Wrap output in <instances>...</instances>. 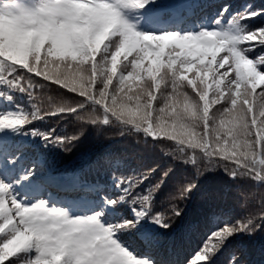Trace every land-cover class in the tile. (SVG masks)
<instances>
[{
  "label": "snow or ice",
  "instance_id": "snow-or-ice-1",
  "mask_svg": "<svg viewBox=\"0 0 264 264\" xmlns=\"http://www.w3.org/2000/svg\"><path fill=\"white\" fill-rule=\"evenodd\" d=\"M0 264H264V0H0Z\"/></svg>",
  "mask_w": 264,
  "mask_h": 264
},
{
  "label": "trees",
  "instance_id": "trees-1",
  "mask_svg": "<svg viewBox=\"0 0 264 264\" xmlns=\"http://www.w3.org/2000/svg\"><path fill=\"white\" fill-rule=\"evenodd\" d=\"M46 125H40L41 128L45 127ZM68 128L69 132L72 131V128L69 127V125H61V129L63 128ZM109 136L111 137L110 139L104 141L103 144H98L95 140L92 139L91 136H89L84 143L79 147L77 152L72 153L71 155H66L64 157V160L68 164H74L77 162V155L79 151H84V150H92V151H97L100 148L104 146H110L113 148H120L125 142L120 140L118 137L114 136L113 133L110 131ZM231 212L232 214L236 216H240L243 214L244 209L241 208L240 204L237 202H232L231 203ZM199 243V236L193 237L187 244V247L189 248H195ZM240 243L244 244L245 246H250L253 249L258 250L261 244V240L257 238L255 242H249L247 239H244L240 241Z\"/></svg>",
  "mask_w": 264,
  "mask_h": 264
}]
</instances>
